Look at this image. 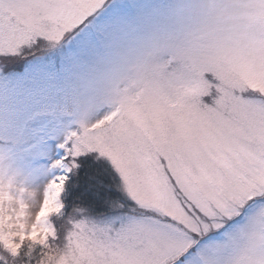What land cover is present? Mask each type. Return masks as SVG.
<instances>
[{"label":"snow or ice","instance_id":"obj_1","mask_svg":"<svg viewBox=\"0 0 264 264\" xmlns=\"http://www.w3.org/2000/svg\"><path fill=\"white\" fill-rule=\"evenodd\" d=\"M0 264H264V0H0Z\"/></svg>","mask_w":264,"mask_h":264}]
</instances>
